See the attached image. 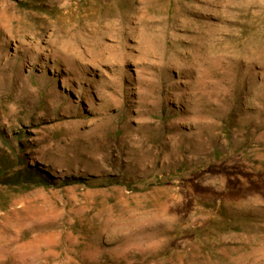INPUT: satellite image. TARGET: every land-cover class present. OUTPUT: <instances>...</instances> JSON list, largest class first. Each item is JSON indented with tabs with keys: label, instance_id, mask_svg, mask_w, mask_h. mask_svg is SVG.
<instances>
[{
	"label": "rangeland",
	"instance_id": "rangeland-1",
	"mask_svg": "<svg viewBox=\"0 0 264 264\" xmlns=\"http://www.w3.org/2000/svg\"><path fill=\"white\" fill-rule=\"evenodd\" d=\"M1 162L0 264H264V0H0Z\"/></svg>",
	"mask_w": 264,
	"mask_h": 264
},
{
	"label": "trees",
	"instance_id": "trees-1",
	"mask_svg": "<svg viewBox=\"0 0 264 264\" xmlns=\"http://www.w3.org/2000/svg\"><path fill=\"white\" fill-rule=\"evenodd\" d=\"M7 164V163H6ZM11 167H6L5 166V164H4V162H1L0 163V180H2V181H6V180H14L13 182H20V180H21V175H20V173H18L17 175H13V176H11V177H9L8 178V175H7V170L8 169H10ZM30 169L28 168V170H27V173L28 172H30L29 171ZM3 176H5V177H3ZM39 181H35L34 183H32L33 184V186H40V185H43V184H45V183H43V182H45V180H44V178H43V175L42 174H39Z\"/></svg>",
	"mask_w": 264,
	"mask_h": 264
}]
</instances>
